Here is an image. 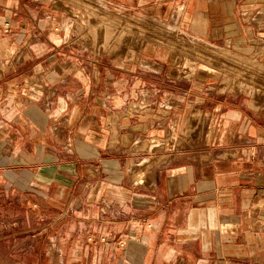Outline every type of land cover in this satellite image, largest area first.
<instances>
[{
  "label": "crops",
  "instance_id": "obj_1",
  "mask_svg": "<svg viewBox=\"0 0 264 264\" xmlns=\"http://www.w3.org/2000/svg\"><path fill=\"white\" fill-rule=\"evenodd\" d=\"M33 1L46 0H0V161H9L0 215L12 218L16 194L26 213L38 211L44 227L32 237L56 243L39 249V264H264V111L245 94L214 101L197 84L160 82L161 65L149 79L142 59L78 56L61 38V12L34 10ZM102 1L154 18L152 28L174 20L170 31L221 50H212L218 65L224 48L248 56L264 43V0ZM207 126L214 136L193 140L192 130ZM151 139L167 148L139 153L151 185L132 183L122 166ZM73 212L77 225L103 231L74 229L63 248L61 231H48Z\"/></svg>",
  "mask_w": 264,
  "mask_h": 264
},
{
  "label": "rangeland",
  "instance_id": "obj_2",
  "mask_svg": "<svg viewBox=\"0 0 264 264\" xmlns=\"http://www.w3.org/2000/svg\"><path fill=\"white\" fill-rule=\"evenodd\" d=\"M100 2L103 3L102 0L33 1L32 9L38 10L39 8V10L45 11L48 15L51 14V11L61 12V15L57 16L58 24L61 25L60 29L62 30L60 31L61 38L64 39V42H70L73 47L77 48L74 53L78 54V56L85 58L94 57L96 60H103V64L108 60H111L112 63L119 61L126 63L132 62L135 58L142 59L143 63L149 66V68H145L146 70L148 69L147 72L149 73L146 77L149 79L157 77L149 69L155 70L161 65L163 72L160 82H165L167 77L170 76L175 81V84L170 85L176 89H186L191 84H197L205 92L208 91L206 94L212 96L216 93L226 96L230 94H245V99L251 101V105L253 104L252 106L256 110L264 111V43L261 44L259 50L256 49L254 54H248V56H241L231 49L224 48L229 52V57L223 62L221 60V64L218 65V61L214 62L212 60L217 58L214 54L222 53L220 49L196 42L182 34L178 38H175V35L166 36L172 31L169 28L175 26L174 20L171 23H164L159 20V23L163 26H154L152 28L149 22L154 18L135 16L130 13L124 14L115 9H110L104 3V9L102 10L98 6ZM170 39L175 43L169 42ZM190 43L196 44V46L192 44L193 49H188ZM203 47H209L211 51L213 50L216 53L212 51V56L206 55L205 58L202 55L206 54L204 53L205 51L201 52L204 50L202 49ZM251 51L252 49L246 52L250 53ZM101 69L102 66H100V72H102ZM219 97L225 96L219 95ZM219 97L214 96L210 99L214 101L224 99ZM196 100L198 102L203 99L196 98ZM207 105L208 108H213L215 102L207 103ZM132 107H134V104ZM132 113L129 110L127 115L131 116ZM208 127H197L192 130V136L197 138L193 140L200 138L203 141L204 138L210 136L212 130ZM166 144L167 142L163 140L151 139L144 141L143 144L139 142L129 150L131 155L127 158L122 168L126 169L132 183L139 184L143 182L144 185H151L147 177H141L150 162L140 159L138 154L145 151L152 153L164 152L167 148ZM202 147V144H196L195 146L196 149ZM160 159V163L163 164L165 159ZM68 161L67 163H69ZM8 162L6 157L0 161V190L1 186L8 184L6 178ZM133 164H143V167L139 171L133 172ZM113 166L114 161H111V167L113 168ZM17 174L14 178L15 183L23 184V177L18 172ZM78 195L88 196L89 194ZM20 200H22V196L16 194L15 209L10 210L13 214L12 218L8 216L10 219L6 220L5 216L0 215V264H39V249L45 246L54 248L56 245L54 241H45L44 239H34L32 237L33 235H38L44 225L39 224L42 221H39L37 210L33 212V209H31L32 216H30L29 213H26V210L24 211L20 208L18 203ZM119 212L120 210L118 209L112 210V215L117 217ZM69 216L63 219V224L52 226L48 231L50 233L61 231L62 239H59L62 240L63 248L71 247L72 244L69 238L74 229L80 232L85 231L87 228L96 233H102L103 231L101 223L77 225L76 222L79 218L77 213L73 212ZM32 217L35 218L34 224L28 225L27 220ZM111 227L116 228L117 225H112ZM131 228H133L132 225L127 227V230L130 231ZM11 232L16 235L13 239H2L7 234H11ZM26 234H28V237ZM114 260L116 258H113ZM69 262L71 263V260Z\"/></svg>",
  "mask_w": 264,
  "mask_h": 264
},
{
  "label": "bare ground",
  "instance_id": "obj_3",
  "mask_svg": "<svg viewBox=\"0 0 264 264\" xmlns=\"http://www.w3.org/2000/svg\"><path fill=\"white\" fill-rule=\"evenodd\" d=\"M173 31V33H175L174 35V37L175 38H178L179 37V35H180V32L179 31H174V30H172ZM181 50V49H180ZM207 50H208V48H207ZM211 51V50H210Z\"/></svg>",
  "mask_w": 264,
  "mask_h": 264
}]
</instances>
